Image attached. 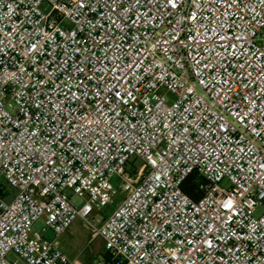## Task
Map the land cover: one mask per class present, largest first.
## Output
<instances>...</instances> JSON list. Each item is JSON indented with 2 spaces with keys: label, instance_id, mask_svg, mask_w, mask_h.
I'll use <instances>...</instances> for the list:
<instances>
[{
  "label": "built area",
  "instance_id": "2783aa9c",
  "mask_svg": "<svg viewBox=\"0 0 264 264\" xmlns=\"http://www.w3.org/2000/svg\"><path fill=\"white\" fill-rule=\"evenodd\" d=\"M263 31L264 0H0V264H79L77 219L100 264H264Z\"/></svg>",
  "mask_w": 264,
  "mask_h": 264
},
{
  "label": "rangeland",
  "instance_id": "374dc122",
  "mask_svg": "<svg viewBox=\"0 0 264 264\" xmlns=\"http://www.w3.org/2000/svg\"><path fill=\"white\" fill-rule=\"evenodd\" d=\"M45 9V6L43 7ZM260 41L264 45V31L259 36ZM0 186H5L10 195H14L15 190L7 185L6 180L0 175ZM113 210V206L105 208L100 214H93L91 219L96 224L97 220H104ZM264 211L262 206L257 207L256 216H260ZM44 227V222L39 220L34 225V231L41 232ZM46 236L53 238L51 231H47ZM92 239V230L89 229L84 221L77 219L71 233H65L55 239L56 246L64 251L69 257L77 258L79 264H100L103 260L105 249L102 239Z\"/></svg>",
  "mask_w": 264,
  "mask_h": 264
},
{
  "label": "trees",
  "instance_id": "16d2710c",
  "mask_svg": "<svg viewBox=\"0 0 264 264\" xmlns=\"http://www.w3.org/2000/svg\"><path fill=\"white\" fill-rule=\"evenodd\" d=\"M200 180L197 181L195 175H192L188 178V180L184 183L183 189L185 193H187L193 199H199L202 191L199 188ZM103 259L108 260V255L106 252L104 253Z\"/></svg>",
  "mask_w": 264,
  "mask_h": 264
},
{
  "label": "crops",
  "instance_id": "0c3cea01",
  "mask_svg": "<svg viewBox=\"0 0 264 264\" xmlns=\"http://www.w3.org/2000/svg\"><path fill=\"white\" fill-rule=\"evenodd\" d=\"M75 223V222H74ZM74 223H73V225L71 226V228L66 232V233H71V230L73 229V227H74ZM55 244H57V243H55ZM104 249H105V247H104Z\"/></svg>",
  "mask_w": 264,
  "mask_h": 264
}]
</instances>
